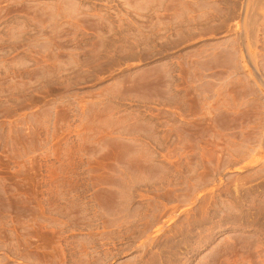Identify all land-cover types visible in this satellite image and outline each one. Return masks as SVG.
Listing matches in <instances>:
<instances>
[{"label":"rangeland","instance_id":"374dc122","mask_svg":"<svg viewBox=\"0 0 264 264\" xmlns=\"http://www.w3.org/2000/svg\"><path fill=\"white\" fill-rule=\"evenodd\" d=\"M0 264H264V0H0Z\"/></svg>","mask_w":264,"mask_h":264},{"label":"bare ground","instance_id":"6f19581e","mask_svg":"<svg viewBox=\"0 0 264 264\" xmlns=\"http://www.w3.org/2000/svg\"><path fill=\"white\" fill-rule=\"evenodd\" d=\"M252 20V19H251ZM253 21H254V19H253Z\"/></svg>","mask_w":264,"mask_h":264}]
</instances>
